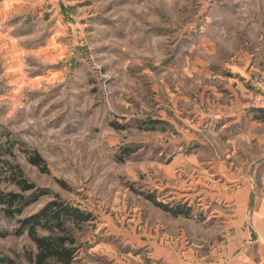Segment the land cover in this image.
Listing matches in <instances>:
<instances>
[{
	"label": "rangeland",
	"instance_id": "374dc122",
	"mask_svg": "<svg viewBox=\"0 0 264 264\" xmlns=\"http://www.w3.org/2000/svg\"><path fill=\"white\" fill-rule=\"evenodd\" d=\"M35 1L8 16L0 0V193H19L15 168L47 193L13 218L0 206V258L29 264L35 245L20 221L54 199L90 215L73 228V264H111L100 246L140 253L128 240L144 225L193 236L198 179L170 161L179 150L202 154L200 138L212 151L195 125L218 109L214 89H249L244 109L256 120L264 0ZM32 151L45 172L27 162ZM156 203L189 220L169 223Z\"/></svg>",
	"mask_w": 264,
	"mask_h": 264
},
{
	"label": "crops",
	"instance_id": "0c3cea01",
	"mask_svg": "<svg viewBox=\"0 0 264 264\" xmlns=\"http://www.w3.org/2000/svg\"><path fill=\"white\" fill-rule=\"evenodd\" d=\"M6 1L1 9L11 16L16 11L11 7L20 0ZM33 4L39 5V0ZM252 66L246 71L260 69ZM213 95L221 101L218 109L212 107V117L199 115L195 125L198 133L212 135V151L200 138L196 144L202 154L179 150L170 161L177 163L174 168L183 164L181 174L196 173L194 200L202 214L191 219L197 223L195 234H187L190 230L181 226L173 230L144 225L128 240L140 250L136 255H117L111 245L100 246L111 264H264V120H252L244 109L251 97L249 89H214ZM165 215L169 223L189 218L188 212Z\"/></svg>",
	"mask_w": 264,
	"mask_h": 264
},
{
	"label": "trees",
	"instance_id": "16d2710c",
	"mask_svg": "<svg viewBox=\"0 0 264 264\" xmlns=\"http://www.w3.org/2000/svg\"><path fill=\"white\" fill-rule=\"evenodd\" d=\"M256 120H264V110L257 111ZM27 162L45 172V162L35 151L26 152ZM13 184L19 189L18 192L0 193V206L6 217L21 215L23 210L43 196L45 189H35L33 183L28 182L19 168L13 171ZM28 193L29 195H24ZM156 206L172 215L187 214V211H175L163 204ZM90 221V215L82 210L64 203L60 199H54L37 213L20 221V230L25 231L35 245V252L28 255L29 264H73L76 260L77 246L73 228H80ZM48 232V236H40L37 229ZM0 264H14L8 258H0Z\"/></svg>",
	"mask_w": 264,
	"mask_h": 264
},
{
	"label": "built area",
	"instance_id": "2783aa9c",
	"mask_svg": "<svg viewBox=\"0 0 264 264\" xmlns=\"http://www.w3.org/2000/svg\"><path fill=\"white\" fill-rule=\"evenodd\" d=\"M258 94L254 97L251 104L257 109L264 110V89H257Z\"/></svg>",
	"mask_w": 264,
	"mask_h": 264
}]
</instances>
